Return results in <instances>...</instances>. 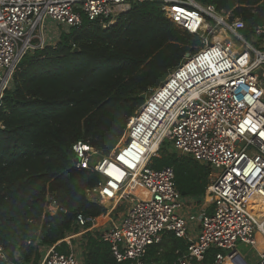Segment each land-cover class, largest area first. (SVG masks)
<instances>
[{"label": "built area", "instance_id": "obj_1", "mask_svg": "<svg viewBox=\"0 0 264 264\" xmlns=\"http://www.w3.org/2000/svg\"><path fill=\"white\" fill-rule=\"evenodd\" d=\"M144 2L161 4L168 20L198 37L200 48L152 91L109 156L83 141L74 145V168L101 176L87 192L108 208L109 226L99 233L100 241L109 245L115 264H145L165 234L188 239L184 210L191 199L177 189L173 168L151 167L168 141L213 171L206 197L213 209L201 214L196 240H188L186 254L176 252L174 264H203L211 250L216 251L211 264H223L240 254V244L258 254L256 264H264V50L247 39L241 18L196 0H0V107L24 55L51 43L45 38L48 19L67 32L82 28L85 20L107 28ZM252 37L264 42V26L255 27ZM134 181L143 197L132 192ZM123 202L128 210L115 219ZM49 209L54 213L58 207L52 203ZM76 223L82 233L30 264H83L71 240L96 227L98 219L78 214ZM62 242L69 244V254L56 250Z\"/></svg>", "mask_w": 264, "mask_h": 264}, {"label": "trees", "instance_id": "obj_2", "mask_svg": "<svg viewBox=\"0 0 264 264\" xmlns=\"http://www.w3.org/2000/svg\"><path fill=\"white\" fill-rule=\"evenodd\" d=\"M196 1L241 18L248 38L264 26V0ZM199 48L198 37L168 20L161 4L144 2L107 28L85 20L82 28L63 31L57 44L24 55L0 107V264L40 262L49 247L82 230L78 214L107 213L87 194L101 176L74 168V145L83 141L109 156L152 91ZM159 154L151 167L173 168L182 196H208L210 166L168 141ZM83 239V264H115L100 234ZM69 247L62 242L56 250L69 254ZM178 249L187 253L186 241L165 234L145 264H174ZM213 251L203 264L214 260Z\"/></svg>", "mask_w": 264, "mask_h": 264}, {"label": "rangeland", "instance_id": "obj_3", "mask_svg": "<svg viewBox=\"0 0 264 264\" xmlns=\"http://www.w3.org/2000/svg\"><path fill=\"white\" fill-rule=\"evenodd\" d=\"M62 33H63V28L61 26H59L57 24V22L50 20V19H48L46 21L45 38H46L47 43L51 42L48 45H53L54 42L58 39L59 35L61 36ZM250 37L251 38L247 37V39L250 40L258 49L264 50V42L263 41L254 40L252 35ZM150 96H151V94L147 98H149ZM96 159L100 160L101 157H97ZM134 187L140 188V186L137 183ZM202 212H203L202 207L200 210H197L196 206H193V204H191V205L188 204L184 210L185 214L188 213V215L186 217L187 224H188V235L194 239L197 238V234H198V231L200 229ZM100 221H102V220H100ZM103 223L105 224L106 222L103 221ZM82 232L83 231L80 230V232L77 234H80ZM83 240H84L83 237H80V236L75 238L74 240H71V244H72V250L71 251L74 254H76L78 256V258H80V259H82V253H83V246H82L84 243ZM238 250H239L240 254L236 252L232 256H230L227 264H246L245 260L247 262H249L250 264H253L254 260L257 259L255 251L253 249H250L248 246H246L244 244H240L238 246ZM213 253L216 254V251L215 252L213 251Z\"/></svg>", "mask_w": 264, "mask_h": 264}, {"label": "crops", "instance_id": "obj_4", "mask_svg": "<svg viewBox=\"0 0 264 264\" xmlns=\"http://www.w3.org/2000/svg\"><path fill=\"white\" fill-rule=\"evenodd\" d=\"M212 176H213V171H212V174H211V177H210V183H211ZM210 183H209V185H210ZM137 184H138V183H137ZM138 185L140 186V188L135 187L136 191H137L138 193H143L142 186H141L140 184H138ZM209 185H208V187H209ZM139 191H140V192H139ZM186 198L191 199V202L189 203V205L193 204V206H196L197 210H200L201 207H202V208H203V212H202V214L204 213V211H206V212H211L212 209H213V206L211 205V203L208 202V201L206 200V196L201 197V198H193V197H186ZM128 207H129V204H127L126 202H123V203L119 204V205L116 207V211H115L112 215L114 216L115 219H120V218H121V217L127 212ZM107 211H108V210H107ZM186 215H188V213H187ZM108 218H109V217L107 216V213L104 214V215H102V216H100V217H98V218H97V219H98V225H96V227H94L92 230L87 231V232L81 234L80 237H84L87 233H91V234H99L100 231H103L104 229L107 228V226H109V220H108ZM100 220H102V221H100ZM103 221H105L106 223L104 224ZM199 230H200V229H199ZM198 233H199V231H198ZM77 237H79V236H76V237H74L73 239H75V238H77ZM73 239H72V240H73ZM184 240L186 241V244H187V246H188V244H189L188 240H193V241H194V240H196V239H194V238H192V237H190V236L188 235V239H184ZM49 248H50V247H49ZM49 248H48V249H49ZM48 249L45 251L44 255L47 253ZM178 250L181 252L180 249H178ZM178 250H177V251H178ZM177 251H176V252H177ZM185 254H186V253H185ZM255 254H256V258H257V259L254 260L253 264H256V263L259 261V256H258V254H257V253H255ZM44 255H43V256H44ZM250 259H251V258H250ZM230 260H231V259H230ZM214 261H215V257H214V260H213L212 262H210L209 264L213 263ZM245 262H247V261L245 260ZM247 263L250 264L249 262H247Z\"/></svg>", "mask_w": 264, "mask_h": 264}, {"label": "bare ground", "instance_id": "obj_5", "mask_svg": "<svg viewBox=\"0 0 264 264\" xmlns=\"http://www.w3.org/2000/svg\"><path fill=\"white\" fill-rule=\"evenodd\" d=\"M136 183H138V184H140L138 181H134V183H133V186H132V192L133 193H136V194H138V195H140L141 197H143V193H138L137 191H136V189H135V185H136ZM141 185V184H140ZM140 192V191H139ZM209 200L210 201H212V199L211 198H209ZM258 239H260V236L258 235ZM229 261V260H228ZM227 261V262H228ZM227 262H225V263H223V264H227Z\"/></svg>", "mask_w": 264, "mask_h": 264}, {"label": "water", "instance_id": "obj_6", "mask_svg": "<svg viewBox=\"0 0 264 264\" xmlns=\"http://www.w3.org/2000/svg\"><path fill=\"white\" fill-rule=\"evenodd\" d=\"M76 51H77V50H76ZM189 56H190V54H189V53H187V54H186V58H188ZM141 98H142V99H146V95H145V94H143V95L141 96Z\"/></svg>", "mask_w": 264, "mask_h": 264}]
</instances>
